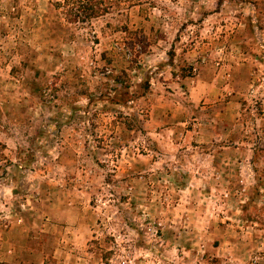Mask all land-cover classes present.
<instances>
[{
  "label": "rangeland",
  "instance_id": "374dc122",
  "mask_svg": "<svg viewBox=\"0 0 264 264\" xmlns=\"http://www.w3.org/2000/svg\"><path fill=\"white\" fill-rule=\"evenodd\" d=\"M61 1L0 0V264H264V0Z\"/></svg>",
  "mask_w": 264,
  "mask_h": 264
},
{
  "label": "trees",
  "instance_id": "16d2710c",
  "mask_svg": "<svg viewBox=\"0 0 264 264\" xmlns=\"http://www.w3.org/2000/svg\"><path fill=\"white\" fill-rule=\"evenodd\" d=\"M58 4L62 8V17L67 21L76 23H85L90 18L99 17L113 11V6H119V4H116V0H62ZM115 81L118 80L115 79ZM119 94L123 96L127 94V91H121ZM116 96L115 93L113 97Z\"/></svg>",
  "mask_w": 264,
  "mask_h": 264
}]
</instances>
